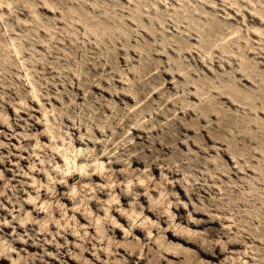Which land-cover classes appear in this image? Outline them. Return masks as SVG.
Returning <instances> with one entry per match:
<instances>
[{
  "label": "rangeland",
  "instance_id": "rangeland-1",
  "mask_svg": "<svg viewBox=\"0 0 264 264\" xmlns=\"http://www.w3.org/2000/svg\"><path fill=\"white\" fill-rule=\"evenodd\" d=\"M46 1L0 0V264L128 262L115 242L194 264L196 246L167 236L185 228L214 252L241 242L204 262L245 249L264 264V0ZM54 144L106 170L63 174ZM131 207L151 238L120 217ZM156 240L191 254H154Z\"/></svg>",
  "mask_w": 264,
  "mask_h": 264
},
{
  "label": "bare ground",
  "instance_id": "bare-ground-1",
  "mask_svg": "<svg viewBox=\"0 0 264 264\" xmlns=\"http://www.w3.org/2000/svg\"><path fill=\"white\" fill-rule=\"evenodd\" d=\"M44 4L46 6H48V7L50 6V4H48V2L46 0H44ZM87 28L91 32H94V30L91 29L90 26H87ZM236 32H237L236 29H231L226 34L221 36L219 39L221 41H223L228 36H234V34ZM14 50L16 51L15 47H14ZM206 53H208V51H206ZM26 77H27V80H29L28 75H26ZM31 85H32L31 86V95L33 96V98L39 99L38 98V93H37L38 90L36 89V87L33 84H31ZM131 93L134 94L132 91H131ZM222 94L229 96L232 100H236L235 92L232 89L224 90V91H222ZM261 108L264 110V106H262ZM212 109H213L212 107L207 106L205 113L207 111H209V110L212 111ZM48 131L51 133V137L52 138H56L57 137L49 129H48ZM54 145H55V148L59 150V154H60L59 156H60L61 160L64 162L63 163L64 168L61 169L63 174L69 173L73 169L75 171V174L76 175L80 174L81 178H83V179L86 178V177H88V178L89 177L90 178H99L100 174H102L103 171L106 170V166L104 165V163L102 161H100L98 158H96V159H93L91 161V163H92L91 167H92V170L94 172H92L90 174H87V171H88L87 163H84L83 161H80V160L77 159V152H80V150L75 149L71 145L67 146L66 148H63V149H60V145L59 144L58 145L54 144ZM61 146L65 147V143L63 142V139H62ZM233 157H234V155H233ZM133 163L134 164H137V163L140 164L138 160H134ZM57 167L61 168V166H57ZM138 181L140 183H143L144 179L143 178H139ZM126 191H129V188H127ZM159 195L160 196H164L162 191L159 193ZM123 197L124 198L127 197V193L126 192L124 193ZM30 199L32 200L33 198L31 197ZM116 199H117V196H113L109 201H113V200H116ZM155 200H156V198H153V199L150 198V201H152V203H150V205L148 206V210L145 209L144 212L148 211V213H150V214L157 213V211L161 207L160 203H162V202H161V199H159L157 202ZM158 203L160 205H157ZM169 204H170L169 200L165 201L164 210H162L160 212H165L167 214L170 213L169 216H171V218H172L173 213L170 212V209H169V206H168ZM45 207H46V204L44 202H42L41 208H45ZM109 210H110V208L106 207L105 208V213H106V216H109V218L111 220L112 219V214L109 212ZM120 212L122 214V215H120V217L122 219H125V216H126V218H127L126 221H128V223L132 226V233H131L132 235L143 234L145 236V239L151 238V233H152L151 228H152V226H153V224L155 222L148 215L140 216L141 211H137L136 208H134V207H131L127 211H125L123 208H121ZM139 221H140V223H138ZM95 223L97 225H100L101 221H100L99 217L96 218ZM111 223L114 225L113 232L119 231V229H120L119 227H121V229L124 230L126 235H128L130 233L129 230H127L124 227V225L119 224L118 220H116L115 218L111 220ZM98 231L101 232V233H104V229H102V228L98 229ZM182 233H183V235L177 234V233L171 234V233H169V231H167V236L169 238H172V239L180 240V241H182V243L192 244V245L196 246L197 250L195 252L194 251L192 252L193 254L195 253V255L197 257V260H196V262L194 264H209L207 262H204V260H201V258H206L207 260H210V261H216L221 255H223L226 252L225 251L226 249L237 247V246H241V242H236V241L230 239L223 246H222V244L215 243V245L219 248V251H215L214 252L211 243L203 242V240L200 237H195L194 236V232L191 231L190 229H188V228L186 229L185 228V230ZM151 241H153V238H152ZM117 243H119V245ZM162 243L163 242H161L159 240H156V245L155 246L157 248V252H155V253L153 252L154 254L159 252V253H164L166 255H170L172 257H177L178 255L180 257L181 255L184 256V255H187L190 252L186 248H184V245L181 242H177L176 241V245H181V248L179 250H177V251H175V250L172 251V249H175V248H172L173 246L172 247L169 246V245L165 246ZM111 245H112L111 244V240H108L107 244L105 245V247H103V250L106 251L107 255H110L112 253V247H110ZM113 246L116 249H118V250L119 249L124 250L125 254L128 255V257L130 259L128 262H124V261L121 260V262H120L121 264H161V262H156L158 259L153 261L155 259L154 258L155 256H153V258H151L152 260L151 259H147V252H148V254H150V252L152 250H150L148 248L147 249L148 251L146 252V256H145V252L141 253V246L142 245H140L139 248H136L135 246H133L131 244H128V243L115 242ZM246 247H248V246H246ZM145 248H147V247L145 246ZM230 251H232V250H230ZM248 253H249V251H245V249H244L242 252H238L237 257L236 256H232L231 258L230 257H226V260L228 259L229 261L232 262V264H246V260H245L244 257ZM190 254H191V252H190ZM149 256H148V258H149ZM3 260H4V258L2 257L1 261H3ZM115 260H117V258H115ZM224 260L225 259H222V262H224ZM154 262H156V263H154ZM188 263H190V262H188ZM167 264H168V262H167ZM181 264H186V262L184 263V261H183V263H181ZM226 264H229V262H226Z\"/></svg>",
  "mask_w": 264,
  "mask_h": 264
}]
</instances>
